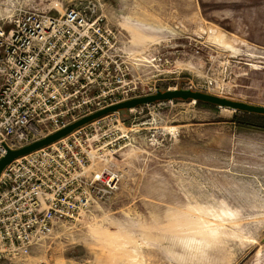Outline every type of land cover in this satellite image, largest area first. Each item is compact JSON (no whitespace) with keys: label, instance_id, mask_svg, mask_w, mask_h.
I'll list each match as a JSON object with an SVG mask.
<instances>
[{"label":"rangeland","instance_id":"obj_1","mask_svg":"<svg viewBox=\"0 0 264 264\" xmlns=\"http://www.w3.org/2000/svg\"><path fill=\"white\" fill-rule=\"evenodd\" d=\"M90 2L120 31L132 69L102 106L169 89L264 106V0H0V23ZM67 143L86 159L74 171L67 153V193L88 194L97 172H115L117 187L0 264H264V115L161 100L97 118Z\"/></svg>","mask_w":264,"mask_h":264},{"label":"built area","instance_id":"obj_2","mask_svg":"<svg viewBox=\"0 0 264 264\" xmlns=\"http://www.w3.org/2000/svg\"><path fill=\"white\" fill-rule=\"evenodd\" d=\"M2 20L0 160L9 149H20L71 124L68 116L82 118L108 106L100 99L112 98L129 84V52L97 3L75 4L61 14L18 9ZM72 147L66 136L3 169L0 259L28 254L90 197L117 187L115 172H97L88 194L67 193V174H72L67 153ZM74 155L68 166L83 171L85 157Z\"/></svg>","mask_w":264,"mask_h":264},{"label":"water","instance_id":"obj_3","mask_svg":"<svg viewBox=\"0 0 264 264\" xmlns=\"http://www.w3.org/2000/svg\"><path fill=\"white\" fill-rule=\"evenodd\" d=\"M171 99H193L196 101L201 100V101L215 104L217 106L231 107L236 110L264 114V106L250 104V103L237 101V100H231V99L217 96L214 94H209V93L200 92V91L186 90V89H174V90L169 89L165 92L158 91L156 94H152V95L132 97L126 100L119 101L117 103H113L89 115H86L72 122L66 127L40 140H37L29 145H26L20 149H16V150L9 149L7 154L0 160V176H1L3 169L16 158L26 155L28 153H31L46 145H49L69 135L77 128L89 122H92L93 120L97 118H100L106 114L119 111L122 109H131L141 104H146V103H151V102L161 101V100H171ZM263 242H264V238H263Z\"/></svg>","mask_w":264,"mask_h":264},{"label":"trees","instance_id":"obj_4","mask_svg":"<svg viewBox=\"0 0 264 264\" xmlns=\"http://www.w3.org/2000/svg\"><path fill=\"white\" fill-rule=\"evenodd\" d=\"M198 103H201V104H208V105H215V104H212V103H209V102H205V101H201V100H198L197 101ZM244 113H247V114H250V115H257V116H263L264 114H259V113H253V112H248V111H243ZM240 122H243V123H249V124H252L249 122V120H241Z\"/></svg>","mask_w":264,"mask_h":264},{"label":"crops","instance_id":"obj_5","mask_svg":"<svg viewBox=\"0 0 264 264\" xmlns=\"http://www.w3.org/2000/svg\"><path fill=\"white\" fill-rule=\"evenodd\" d=\"M115 6H116V4H114ZM116 8L117 9H120V8H122V6L120 5V4H118L117 6H116Z\"/></svg>","mask_w":264,"mask_h":264}]
</instances>
